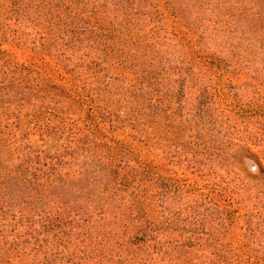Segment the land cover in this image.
<instances>
[{
	"label": "rangeland",
	"instance_id": "1",
	"mask_svg": "<svg viewBox=\"0 0 264 264\" xmlns=\"http://www.w3.org/2000/svg\"><path fill=\"white\" fill-rule=\"evenodd\" d=\"M0 264H264V0H0Z\"/></svg>",
	"mask_w": 264,
	"mask_h": 264
}]
</instances>
